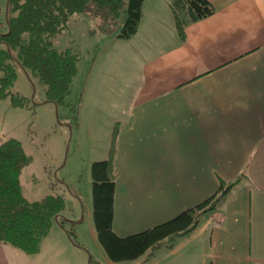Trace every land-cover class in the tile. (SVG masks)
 Instances as JSON below:
<instances>
[{
	"label": "crops",
	"instance_id": "0c3cea01",
	"mask_svg": "<svg viewBox=\"0 0 264 264\" xmlns=\"http://www.w3.org/2000/svg\"><path fill=\"white\" fill-rule=\"evenodd\" d=\"M208 1L215 12L188 24L184 40L169 0H143L129 39L91 32L104 37L91 57L90 114L79 110L77 127L86 117L96 125L99 111L117 131V236L207 199L218 178L242 176L194 230L136 264H264V0ZM2 108L0 99V129ZM68 246L46 237L28 255L0 244V264H70Z\"/></svg>",
	"mask_w": 264,
	"mask_h": 264
},
{
	"label": "trees",
	"instance_id": "16d2710c",
	"mask_svg": "<svg viewBox=\"0 0 264 264\" xmlns=\"http://www.w3.org/2000/svg\"><path fill=\"white\" fill-rule=\"evenodd\" d=\"M143 0H8L6 32L0 34V98L24 108L28 99L13 92L17 72L29 71L44 87L46 102L67 107L78 57L69 49L58 51L50 41L62 32L69 19L87 14L97 21V32L129 39L137 32ZM177 34L184 40L185 27L211 16L208 0H169ZM77 113H75V119ZM74 119V118H73ZM113 130L107 156L90 166L92 219L98 244L111 262L136 260L194 230L202 216L225 200L241 177L218 178L216 191L207 199L183 210L172 219L125 237L112 230L114 210L115 139ZM31 163L15 138H0V244H8L28 255L39 252L55 218L65 207L63 195L50 194L28 201L21 192L19 177Z\"/></svg>",
	"mask_w": 264,
	"mask_h": 264
},
{
	"label": "rangeland",
	"instance_id": "374dc122",
	"mask_svg": "<svg viewBox=\"0 0 264 264\" xmlns=\"http://www.w3.org/2000/svg\"><path fill=\"white\" fill-rule=\"evenodd\" d=\"M5 6L6 0H0V34L6 32ZM94 29H97L95 19L77 14L62 32L50 39L58 51L69 49L78 57L77 72L66 99L68 106L55 108L52 103H45L44 87L37 78L29 71H18L12 91L29 102L24 108H15L8 99L0 98L3 102L0 138L17 139L31 158L19 177L22 195L28 201L50 194L64 196L61 217L53 221L47 237L50 241L63 239L74 250V262L70 260V264H136L137 259L111 262L107 258L96 239L92 219L90 166L103 160L101 152L111 139L101 112L98 111L96 125L86 117L77 127L75 119L79 110L90 114L91 57L96 55L99 40L104 37H91Z\"/></svg>",
	"mask_w": 264,
	"mask_h": 264
},
{
	"label": "water",
	"instance_id": "95a60500",
	"mask_svg": "<svg viewBox=\"0 0 264 264\" xmlns=\"http://www.w3.org/2000/svg\"><path fill=\"white\" fill-rule=\"evenodd\" d=\"M7 8H8V0H6V6H5V21L7 22ZM57 106H55L56 108ZM55 220H57V218H55Z\"/></svg>",
	"mask_w": 264,
	"mask_h": 264
}]
</instances>
